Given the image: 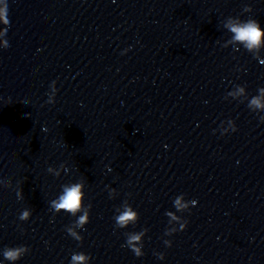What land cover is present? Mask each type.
Masks as SVG:
<instances>
[{"label":"clouds","instance_id":"clouds-1","mask_svg":"<svg viewBox=\"0 0 264 264\" xmlns=\"http://www.w3.org/2000/svg\"><path fill=\"white\" fill-rule=\"evenodd\" d=\"M244 13L252 12V8L245 5L243 8ZM0 37H6L8 32V27L10 26V20L8 18V0H0ZM223 27L231 33L230 39L223 43V47L227 48L229 46L233 47L234 51H239L242 46L247 52L251 53L254 58L259 59L261 55V50L264 49V27L261 26L260 22L252 17L247 19H241L239 16L233 17L229 16L223 21ZM219 43V41H217ZM3 48L9 47V42L7 39L3 40ZM127 51V50H125ZM264 63V60H261ZM50 92L47 93L48 99L45 103L54 104L55 96L58 89L56 88V82L53 81L50 84ZM231 97L234 100H238L239 97H246L245 100L248 101V108L255 113H264V87L258 89V94L252 96L250 99L247 95L245 86L236 85L234 90L227 93L225 99ZM245 100L240 101L243 103ZM259 119L264 122V115H260ZM227 127H221V134H227L229 131H237L235 122L229 119L227 122ZM47 171L59 177L61 171L67 173L69 169L65 164H61L59 168L49 167ZM0 185L11 187V181L0 180ZM85 181L83 179L78 182H73L65 184L62 186V191L57 198L50 201V209L54 213L66 212L73 217H77L73 224L66 227V232L74 240L82 242L83 236L80 234L78 229L86 230L85 225L90 222V210L92 205H85ZM110 198H115L117 195L116 190L109 188ZM17 198L23 199L20 191H17ZM175 212L167 211L165 215L169 218L168 224L170 227L165 229V236H172L178 231H184L187 228L188 221L183 218L182 215H177V213H184L186 211L190 212L191 207L196 205L195 200L186 201L184 194L178 195L173 201ZM116 215L113 217L115 221V228L126 229L129 225H135L139 220V213L133 209L127 200H125L119 207L116 208ZM79 214V215H78ZM32 212L30 209L25 208L18 215V219L21 221H28L31 217ZM179 225L177 228L175 225ZM148 229L145 228L139 232H125L126 242L125 245L130 249L136 257H142L144 255V237ZM164 244L166 247L172 246V241L165 239ZM30 248L26 245H20L15 247H3L0 248V259L3 261L10 262V264H16L24 255L29 253ZM154 255L158 259L163 260L164 253L154 252ZM91 260L90 255L84 252H74L71 255L70 264H89Z\"/></svg>","mask_w":264,"mask_h":264}]
</instances>
